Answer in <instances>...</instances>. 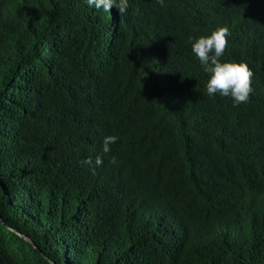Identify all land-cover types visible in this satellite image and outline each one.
<instances>
[{
    "label": "trees",
    "instance_id": "1",
    "mask_svg": "<svg viewBox=\"0 0 264 264\" xmlns=\"http://www.w3.org/2000/svg\"><path fill=\"white\" fill-rule=\"evenodd\" d=\"M219 27L245 104L191 53ZM0 264H264V0H0Z\"/></svg>",
    "mask_w": 264,
    "mask_h": 264
},
{
    "label": "clouds",
    "instance_id": "2",
    "mask_svg": "<svg viewBox=\"0 0 264 264\" xmlns=\"http://www.w3.org/2000/svg\"><path fill=\"white\" fill-rule=\"evenodd\" d=\"M89 9L97 12L110 13L116 9L123 15L130 7V0H84ZM162 2V0H161ZM229 30L219 27L207 35L196 38L188 37L191 53L197 59L201 70L207 74L206 92L209 96L219 95L232 100L233 106L245 104L253 92L251 87L252 72L244 62L222 60L228 46ZM118 137L105 136L102 140V152H110V145L115 144ZM92 164V160L84 161ZM102 160L95 158V165L99 166Z\"/></svg>",
    "mask_w": 264,
    "mask_h": 264
}]
</instances>
